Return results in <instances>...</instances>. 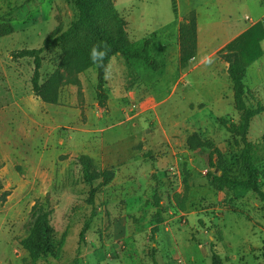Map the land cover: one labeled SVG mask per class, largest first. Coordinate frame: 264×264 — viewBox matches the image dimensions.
I'll list each match as a JSON object with an SVG mask.
<instances>
[{"label":"rangeland","instance_id":"374dc122","mask_svg":"<svg viewBox=\"0 0 264 264\" xmlns=\"http://www.w3.org/2000/svg\"><path fill=\"white\" fill-rule=\"evenodd\" d=\"M113 2L132 47L149 39L161 70L112 58L101 108L95 71L77 75L78 86L61 85L57 105H48L31 91L32 61L11 58L40 48L58 24L68 28L74 0H0V20L13 27L0 37V264H32L22 242L40 205L51 211L59 244L47 264H212L214 255L222 264H264V204L243 190L214 192L205 178L208 152L186 148L197 133L235 163L241 147L219 125L238 120L219 54L256 23L264 30V0ZM192 14L196 51L183 64L180 30ZM254 52L261 56L245 84L264 103V37ZM60 63L57 51L44 55L41 82L55 71L65 77ZM248 140L264 141V112ZM82 155L115 177L96 193L97 216L80 237L92 211L90 188L73 174ZM260 184L264 192V177Z\"/></svg>","mask_w":264,"mask_h":264},{"label":"trees","instance_id":"16d2710c","mask_svg":"<svg viewBox=\"0 0 264 264\" xmlns=\"http://www.w3.org/2000/svg\"><path fill=\"white\" fill-rule=\"evenodd\" d=\"M77 11L75 21L64 28L60 23L45 38L38 49H23L11 53L13 60L29 59L32 61L33 72L30 79L31 91L35 98L48 105H57L61 85L78 86L77 75L88 70L95 71V96L99 107L104 108L107 96L105 93V76L112 58L120 55L126 62L138 60L155 72L161 70L159 63L148 55L151 41L145 39L140 49H134L125 32V23L118 14L113 0H74ZM187 25L181 27L180 62L186 64L196 51V24L191 15ZM13 33L9 20H0V37ZM264 37L262 23H256L251 31L246 32L224 48L219 54L226 64V73L232 86L234 110L238 116L236 123H228L219 119V125L228 135L237 140L241 149L235 163L227 161L225 154L210 139H202L197 133L189 135L186 148L192 153L207 151L206 181L214 192L219 194H234L238 190L255 195L264 204V192L260 184L263 179L264 141L251 142L248 133L252 121L264 112V103L256 94L255 89H249L245 84L248 68L261 56L254 52L258 41ZM57 51L60 66L65 70L64 77L55 71L47 80L41 82L40 70L43 56ZM74 179L76 183L90 188L87 204L92 208L90 219L81 231L90 227L95 218L94 208L96 193L108 187L114 180L112 170H100L93 160L79 156L74 160ZM94 184H97L94 187ZM34 223L30 235L22 242L23 248L30 254L32 264H47L57 259L55 251L59 244L56 232L50 224L51 211L38 206L34 209ZM218 239L222 234L216 232ZM212 264H222L217 255L213 256Z\"/></svg>","mask_w":264,"mask_h":264}]
</instances>
